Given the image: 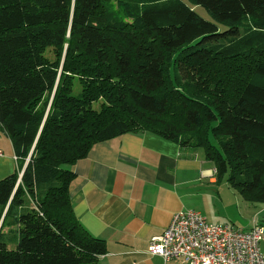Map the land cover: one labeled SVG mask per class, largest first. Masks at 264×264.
Segmentation results:
<instances>
[{
    "label": "trees",
    "instance_id": "1",
    "mask_svg": "<svg viewBox=\"0 0 264 264\" xmlns=\"http://www.w3.org/2000/svg\"><path fill=\"white\" fill-rule=\"evenodd\" d=\"M189 1L0 0L18 163L0 179V264L97 263L106 241L74 213L71 166L127 132L204 148L217 181L264 204V0Z\"/></svg>",
    "mask_w": 264,
    "mask_h": 264
},
{
    "label": "crops",
    "instance_id": "2",
    "mask_svg": "<svg viewBox=\"0 0 264 264\" xmlns=\"http://www.w3.org/2000/svg\"><path fill=\"white\" fill-rule=\"evenodd\" d=\"M0 149L2 179L18 163L1 128ZM200 149L183 148L150 132H127L98 142L71 166L76 173L70 185L74 213L91 234L106 241L107 252L96 264H188L149 254L147 247L181 210L196 209L209 222L221 223L215 212L223 201V187L214 163ZM235 193L231 199L244 212L256 209L246 215L251 221L239 228L264 226V204ZM261 248L264 252V237Z\"/></svg>",
    "mask_w": 264,
    "mask_h": 264
},
{
    "label": "built area",
    "instance_id": "3",
    "mask_svg": "<svg viewBox=\"0 0 264 264\" xmlns=\"http://www.w3.org/2000/svg\"><path fill=\"white\" fill-rule=\"evenodd\" d=\"M263 237L260 223L240 229L211 223L202 212L187 209L175 213L163 232L151 238L147 253L188 264H264Z\"/></svg>",
    "mask_w": 264,
    "mask_h": 264
},
{
    "label": "rangeland",
    "instance_id": "4",
    "mask_svg": "<svg viewBox=\"0 0 264 264\" xmlns=\"http://www.w3.org/2000/svg\"><path fill=\"white\" fill-rule=\"evenodd\" d=\"M189 1V0H188ZM190 2V1H189ZM192 3V2H191ZM197 7V11L201 13L203 16L210 18L211 15L208 13V11L202 7V6H195ZM201 148V147H200ZM204 148H201L200 150L203 151ZM221 184L223 187V201L219 202L220 207L219 211L215 212V215L219 216L221 219L219 222L224 223L227 222L232 226L239 228L243 227V225H246L248 222H250V219L246 218V215H254L256 209H253V211L248 210L247 213L244 212L236 203L234 199H231L233 195H237L235 193V189L228 186V183L226 182V179L224 178L221 180ZM226 192L228 194H226ZM231 199V200H230ZM230 200V201H229ZM234 224V225H233Z\"/></svg>",
    "mask_w": 264,
    "mask_h": 264
}]
</instances>
